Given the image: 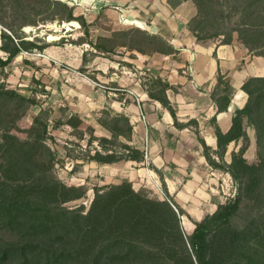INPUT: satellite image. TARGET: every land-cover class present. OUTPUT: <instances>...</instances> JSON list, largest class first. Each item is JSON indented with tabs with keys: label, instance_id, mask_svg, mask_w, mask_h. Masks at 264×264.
Wrapping results in <instances>:
<instances>
[{
	"label": "trees",
	"instance_id": "16d2710c",
	"mask_svg": "<svg viewBox=\"0 0 264 264\" xmlns=\"http://www.w3.org/2000/svg\"><path fill=\"white\" fill-rule=\"evenodd\" d=\"M189 1L197 14L188 28L199 42L223 37L222 44L230 45L237 33L250 54L264 57V50L260 51L264 48V0L168 3L177 8ZM55 21L78 22L89 33L86 20L58 0H0V22L9 30L0 32V50L7 54L5 59L0 57V68L9 66L23 52L45 49L38 37L26 39L24 27ZM120 33L134 34L132 43L122 46L131 51L165 56L178 53L157 34L139 28ZM98 49L113 53V48L106 46ZM169 89V83L158 77L146 94L175 118ZM242 90L247 103L235 109L230 130L224 134L216 125L218 149L213 153L218 161L201 141L209 164L231 176L236 193L213 214L196 221L192 234L186 235L181 216L187 213L169 193L164 200L149 199L136 192L129 181L105 192L97 189L86 214L83 207L64 208V204L83 198L86 189L68 187L54 177L55 157L46 144L47 124L41 116L26 131L25 140L14 133L17 122L36 102L0 84V234L15 236L13 241L0 240V264H264V77L248 78ZM233 93L230 82L219 75L212 99L220 113L228 111ZM111 121L113 126L104 121L100 124L114 139L131 141L129 118L116 116ZM213 121L216 123L215 118ZM66 123L76 129L81 121L72 116ZM246 127L255 130L258 163L250 164L245 158L250 146ZM99 141L111 143L108 138ZM231 143L240 148L232 152L228 163L225 155ZM105 149V153L95 151L90 160L102 164L145 161L144 151L126 144L127 154L121 157Z\"/></svg>",
	"mask_w": 264,
	"mask_h": 264
},
{
	"label": "rangeland",
	"instance_id": "374dc122",
	"mask_svg": "<svg viewBox=\"0 0 264 264\" xmlns=\"http://www.w3.org/2000/svg\"><path fill=\"white\" fill-rule=\"evenodd\" d=\"M58 1L72 7L76 17L86 20L89 33H86L85 27L78 22L59 24L55 21L22 29L26 39L34 40L38 37L45 49L41 52L39 50L23 52L9 66L0 68V84L36 102L17 122L14 133L21 140H25L26 131L31 128L37 116H41L46 122L48 130L46 144L55 157L52 169L54 177L68 187L83 186L86 189L83 198L63 205L68 210L83 207V213L86 214L91 208L97 189L105 192L111 186L120 185L124 181L131 182L136 192H143L149 199H166V193L169 191L164 185L163 176H159L160 182L154 180L151 173L140 171L145 168L142 164L126 165L128 161L122 160L114 164H102L90 160L97 150L105 153L107 151L105 148H108L121 157L122 153L127 154L125 144L135 148L134 125L122 108L132 102L136 104L142 102V90L146 93L151 82L158 77L161 78L148 71L151 68L149 63L144 66L141 59L139 63L134 62L135 59H139L138 56L144 54L122 47L132 43L134 34L128 37L120 32L139 27L130 25L122 18V0ZM126 6L127 4L124 7ZM148 12L149 14L144 12V15L148 16L147 21L151 25L153 17L149 10ZM237 18L235 17V20ZM0 25L6 28L1 22ZM139 29L154 34L152 30ZM233 36V41L242 44L237 33ZM222 40L223 37L213 39L215 45L222 44ZM100 46L113 48V53H105L98 49ZM245 49L246 53L248 52L247 56L264 58L254 56L246 47ZM262 50L264 48L260 51ZM179 55L178 51L173 57ZM0 57L5 59L7 54L0 50ZM250 62L248 60V64ZM257 62L260 61L256 60L255 63ZM245 63L246 60H243V65ZM219 75L222 76L221 73ZM223 78L225 79L224 76ZM72 116L78 117L81 121L76 129L66 123ZM116 116L129 118L133 130L131 141L124 137L114 139L108 128L100 124V121H104L108 126H113L111 120ZM246 130L250 146L245 158L250 164L258 163L255 130L252 127H246ZM100 138L111 139V143L103 145L99 141ZM234 184L231 180L225 189L222 190L220 187L221 199L216 206H206L194 199L189 205L182 201L185 206L182 208L187 216H181V226L186 235L192 234L196 221L205 215L213 214L218 205L225 204L235 195L237 187ZM198 194L202 195L201 192ZM175 199L176 197L173 198ZM0 238L1 241L15 240V236L9 234H2Z\"/></svg>",
	"mask_w": 264,
	"mask_h": 264
},
{
	"label": "crops",
	"instance_id": "0c3cea01",
	"mask_svg": "<svg viewBox=\"0 0 264 264\" xmlns=\"http://www.w3.org/2000/svg\"><path fill=\"white\" fill-rule=\"evenodd\" d=\"M148 10L153 17L151 25L148 16L144 15V12L149 14ZM196 14L197 9L190 1L172 8L168 0H122L125 21L161 35L180 52L176 57L156 54L138 56L139 59L134 60L136 63L143 60L144 66L149 63L148 71L174 87L167 91V96L176 110V117H172L159 102L151 100L143 90V103L132 102L122 110L134 125L135 148L147 156L142 163L128 161L126 165L142 164L145 168L140 171L151 173L158 182L163 176L164 185L181 207H185L184 202L192 204L193 199L206 206H216L220 201V187L225 189L232 178L209 164L201 141L218 161V156L213 153L218 149L216 125L224 134L230 130L235 109H242L247 103L243 84L251 76H264V58L247 56L248 52L238 41L231 45H215L213 40L199 42L188 28ZM253 59L260 62L255 63ZM243 60H246L244 65ZM248 60L251 61L249 64ZM220 73L235 90L228 111L222 113L212 99ZM239 148L240 145L235 143L228 146L225 155L228 163L232 152ZM151 168H156L159 173Z\"/></svg>",
	"mask_w": 264,
	"mask_h": 264
},
{
	"label": "built area",
	"instance_id": "2783aa9c",
	"mask_svg": "<svg viewBox=\"0 0 264 264\" xmlns=\"http://www.w3.org/2000/svg\"><path fill=\"white\" fill-rule=\"evenodd\" d=\"M2 31H6V32H8L5 28H3L1 25H0V32H2ZM0 43H1V40H0ZM123 90V89H122ZM124 91V90H123Z\"/></svg>",
	"mask_w": 264,
	"mask_h": 264
}]
</instances>
